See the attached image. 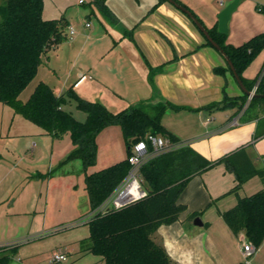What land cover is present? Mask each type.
<instances>
[{
  "label": "crops",
  "instance_id": "obj_1",
  "mask_svg": "<svg viewBox=\"0 0 264 264\" xmlns=\"http://www.w3.org/2000/svg\"><path fill=\"white\" fill-rule=\"evenodd\" d=\"M176 1L190 8L206 28H211L217 26L218 13L232 0ZM85 2L91 6L85 14L92 12L102 28L93 26L89 20L75 25L66 4H56L55 8L48 9L43 6V18L64 16L68 23L66 30L72 26L74 34L48 49L46 59L34 76L40 74L35 85L43 81L56 94L72 85L81 97L118 111L151 98L154 79L163 94L157 89L159 97L166 101L161 122L179 138L180 144H189L210 160L243 147L254 166L264 168V114L255 117V114L243 113L247 100L238 111L237 107H207L212 102L239 96L243 91L230 69H225L224 73L214 70V67L226 68L228 65L213 46L206 44L205 36L184 12L168 0H104L107 12L96 0H83L82 3L77 0L79 4ZM258 5L255 0L237 1L230 16L232 19L235 9H239L238 16L235 15L233 25L230 22L232 34L226 35V42L239 45L264 31V18L258 17V12H261L257 10ZM244 18L245 23L242 24ZM242 76L251 80L244 73ZM72 106L75 107L74 103L69 102L64 108L73 115ZM27 128L34 133L33 145L41 137L48 143L44 136L48 134L40 127ZM123 154L121 159L126 156V144ZM50 170L52 168L48 166ZM234 184V174L223 163H216L190 177L178 196V202L186 209L177 221L161 224L152 233V238L163 246L173 264L242 262V244L247 239L243 233L235 235L220 212L233 206L238 196L263 189L264 181L253 176L236 193L229 192ZM8 188L0 190V201L7 195ZM36 208L32 195L22 211L10 212L9 215L13 216L7 219L5 226L10 227L13 234L0 236V245L17 242L25 235H29L27 240L37 239L52 227L44 214L39 220L35 215L27 218L25 223L13 218L35 213ZM38 212L42 213L43 209ZM189 212H198L196 216L201 224L194 223V218L187 220ZM263 247L264 241L256 250L261 252ZM63 248L64 251L55 245L51 252L71 253L69 245ZM252 263L264 264V261L253 256Z\"/></svg>",
  "mask_w": 264,
  "mask_h": 264
},
{
  "label": "trees",
  "instance_id": "obj_2",
  "mask_svg": "<svg viewBox=\"0 0 264 264\" xmlns=\"http://www.w3.org/2000/svg\"><path fill=\"white\" fill-rule=\"evenodd\" d=\"M103 1L96 0V3L107 12ZM43 6L44 0H3L0 3V102L51 137L60 138L69 133L73 148L64 160L81 161L89 203V217L85 222L89 244L80 252L100 256L103 264H173L163 246L152 238V233L161 224L177 221L186 209L178 202V196L190 177L216 163H223L234 174L235 184L229 192L236 193L253 176L264 181V168L255 167L243 147L210 160L189 144H180L179 138L161 122L166 104L161 100L152 102L159 97L153 84L151 98L118 111L81 97L72 85L56 94L43 81L35 85L26 100H21L19 95L36 75L48 49L68 38L65 17L43 18ZM206 29L229 56L245 87L251 90L256 79L246 80L242 73L264 48V31L233 45L226 42V33L219 32L217 26ZM206 44L211 45L207 39ZM225 69L229 67H214L218 73H224ZM255 92L264 93V72ZM246 99L247 95L242 93L234 98H224L222 102H212L207 107H237L238 111ZM69 102L85 112L83 121L64 108ZM252 102L261 105V113L264 114V97H252L243 113L251 112ZM258 115L255 113V117ZM115 124L120 126L125 140V158L87 173L86 169L96 162L98 133ZM148 132L164 136L174 145L160 150L140 165L138 175L146 194L121 207L101 209L128 175L131 165L127 157L132 144ZM147 145L151 149L149 141ZM196 215L198 212H189L186 219ZM220 215L235 235L243 233L255 248L264 241V189L238 196L236 203L221 211ZM15 249L1 250L0 264H8L10 256L7 252Z\"/></svg>",
  "mask_w": 264,
  "mask_h": 264
},
{
  "label": "rangeland",
  "instance_id": "obj_3",
  "mask_svg": "<svg viewBox=\"0 0 264 264\" xmlns=\"http://www.w3.org/2000/svg\"><path fill=\"white\" fill-rule=\"evenodd\" d=\"M2 1L0 0V3ZM255 1L264 5V0ZM44 3L47 9L55 8L56 4H66L75 25L84 24L89 20L93 26L102 28L92 12L85 14L87 10L90 11L91 6L88 2L79 4L77 0H45ZM238 10L235 9L232 19L230 16L226 35L230 32V22L233 25L235 15L238 16ZM258 15L264 18L263 11L258 12ZM241 23H245V18ZM263 72L264 48L256 54L243 73L252 80L256 79L257 82ZM39 77L40 74L21 92L19 95L21 100L27 99ZM152 82L159 89L154 79ZM160 93L162 94L161 90ZM250 99H246L247 105ZM250 107V114H262L261 105L258 106L257 103L252 102ZM71 109L76 119L80 121L85 119V112L74 106ZM12 112L8 105L0 102V190L4 191L9 186L7 195L0 201V236L13 234L12 229L5 226L7 219L13 216L9 214L13 210L22 211L32 195L37 203L36 212L15 215L13 218H18L25 223L27 218L35 215V219L39 220L40 215L44 214L51 221L52 227L46 229L42 237L34 240L26 241L29 235L18 238L16 249L7 252L10 256L8 264H103L100 256L80 252L83 246L89 244L88 226L85 223L89 217V203L84 189L85 172L81 161L78 159L63 161L73 147L69 133H65L60 138L44 135L48 138L46 139L48 143L41 137L33 145L31 140L34 133H30L27 126L39 127L19 114L13 115ZM166 114H164V119ZM97 144L96 162L86 169L87 173L114 163L125 155L123 154L125 140L119 125H110L101 131L97 137ZM48 166L52 168L50 172ZM39 209H43V212H38ZM4 229L8 230L4 232ZM82 240L84 241L81 243ZM55 245L60 250L64 249V245L70 246L71 253L67 254L65 262L51 261V248ZM253 256H258L264 261V247L261 252L256 250L251 255V260Z\"/></svg>",
  "mask_w": 264,
  "mask_h": 264
},
{
  "label": "built area",
  "instance_id": "obj_4",
  "mask_svg": "<svg viewBox=\"0 0 264 264\" xmlns=\"http://www.w3.org/2000/svg\"><path fill=\"white\" fill-rule=\"evenodd\" d=\"M78 2L82 3L83 0H78ZM257 10L264 12V7L258 5ZM88 25L89 23L87 22L86 26ZM73 34H74V28L72 26H69L67 31V36L71 37ZM260 77L258 78L256 85ZM256 85L253 86L252 91L256 90L257 87ZM250 98L251 96L248 97V99ZM148 141L151 143V149L148 148L147 145ZM173 145L174 144H172L164 136L152 134L149 132L145 135L144 138L134 142L131 146L130 154L127 157L128 162L131 165L128 175L117 187L114 193L108 199H106V201L102 204L101 209L118 208L144 196L146 192L142 187L141 180L138 175V169L140 165L143 162H145L149 157L156 154L160 150L164 148H169ZM133 187L135 189V193L132 192ZM17 245H18V241L2 244L0 245V251L5 250L6 248L9 247L10 248L16 247ZM255 250H256L255 246L250 241L246 240L245 242H243L242 244V253L244 257L243 264H253L251 260V255L255 252ZM50 259L53 262L61 263L67 260V255L64 252L54 250L50 254Z\"/></svg>",
  "mask_w": 264,
  "mask_h": 264
},
{
  "label": "water",
  "instance_id": "obj_5",
  "mask_svg": "<svg viewBox=\"0 0 264 264\" xmlns=\"http://www.w3.org/2000/svg\"><path fill=\"white\" fill-rule=\"evenodd\" d=\"M170 3H172L176 8L184 12L197 26V28L202 32V34L205 36V38L211 43V45L223 56L225 59L234 79L236 80L237 84L241 88L244 94H246L248 97H264V93H257L255 91L248 90L245 85L243 84L239 74L237 73L234 64L230 60L229 56L225 53L223 48L210 36L208 30L206 27L200 22V20L184 5L177 2L176 0H168ZM238 0H232L228 4H226L218 13L217 15V30L222 33H226L228 30V22L230 19L231 12L236 7ZM158 100H161L163 103H166L165 100H162L160 97H156L152 99V102H156ZM196 224H201V221L198 216L194 217L193 220Z\"/></svg>",
  "mask_w": 264,
  "mask_h": 264
},
{
  "label": "bare ground",
  "instance_id": "obj_6",
  "mask_svg": "<svg viewBox=\"0 0 264 264\" xmlns=\"http://www.w3.org/2000/svg\"><path fill=\"white\" fill-rule=\"evenodd\" d=\"M132 192L135 193V189H134V187L132 188Z\"/></svg>",
  "mask_w": 264,
  "mask_h": 264
}]
</instances>
